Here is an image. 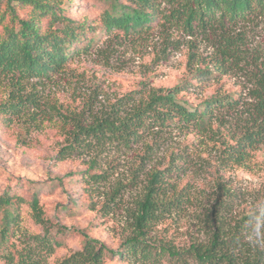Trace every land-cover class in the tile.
Returning a JSON list of instances; mask_svg holds the SVG:
<instances>
[{"label": "rangeland", "instance_id": "rangeland-1", "mask_svg": "<svg viewBox=\"0 0 264 264\" xmlns=\"http://www.w3.org/2000/svg\"><path fill=\"white\" fill-rule=\"evenodd\" d=\"M157 1L160 9H169L161 0ZM63 5L68 17L86 26L75 46L79 52L68 65L71 76L62 73L50 80L30 79L14 87L9 76L0 74V196L9 193L27 198L32 186L29 182L35 183L33 187L40 189L44 214L52 222L50 235L61 243L51 257L38 251L26 259L28 264H53L60 256L80 250L82 234L114 252L120 250L131 229L135 202L152 171L170 173L167 181H174L183 197L180 207L166 213L147 233L148 243L180 251L193 242L206 243L207 230L212 225L211 211L227 201L230 206L216 208L217 214L220 212L230 224L244 215L250 216L253 228L248 239H254L263 248L264 145L254 153L250 170L219 171L220 144L215 137L210 136L209 141L196 131L168 128L128 149L114 144L85 150L66 148L71 140L58 130L59 122L45 120L51 115L46 112L47 106L80 112L85 102L91 100L99 112L109 110L130 93L135 97L133 103H138L149 89L181 85L186 88L185 98L193 105L218 90L236 93L244 101H250L247 74L253 71L251 62H242L216 78L199 79L192 76L195 64L203 68L217 60L216 37L197 30L189 34L181 24L157 27L141 37L114 36L101 27L99 19L106 8L102 1L64 0ZM229 32L242 36L241 46L249 55H264V21L260 18L242 20L231 26ZM189 65H194L193 69ZM11 94L35 100L40 108L28 105L16 115L1 110ZM33 115L36 122L30 120ZM225 117L227 132L239 134L234 124L237 121ZM170 155L179 158L177 163L184 166V175L168 168ZM225 189L232 193L223 194ZM18 222L19 228L8 237V243L0 246V264H10L11 258L15 264L19 255L31 246V237L43 235L26 205H21ZM57 227L65 231L58 233ZM104 262L133 264L108 255Z\"/></svg>", "mask_w": 264, "mask_h": 264}, {"label": "trees", "instance_id": "trees-1", "mask_svg": "<svg viewBox=\"0 0 264 264\" xmlns=\"http://www.w3.org/2000/svg\"><path fill=\"white\" fill-rule=\"evenodd\" d=\"M100 1L106 4L99 19L101 27L105 33H114V36L141 37L157 27L181 24L189 34L197 30L216 37L217 60L203 68L195 64L192 76L216 78L242 62L250 61L253 67L247 74L251 84L247 93L250 101H244L236 93L218 90L193 105L185 98L186 88L181 85L172 89H149L138 103H133L135 97L130 93L113 103L109 110L99 112L91 100L85 102L80 112L62 106H47L46 112L51 115L45 120L58 121V130L71 140L66 148L75 146L89 150L93 146L115 144L128 149L142 144L151 134L172 128L187 133L196 131L209 141L210 136L215 137L220 144L217 151L219 171L253 168L254 153L264 145V55H249L241 46L244 43L242 36L231 34L229 28L252 17L264 21V0H161L169 6L163 10L157 0ZM63 3L64 0H0V74L9 76L14 87L30 79L50 80L62 73L71 76L68 65L79 52L75 46L86 26L68 17ZM193 66L188 68L193 69ZM28 105L40 108L35 100L11 94L1 110L16 115ZM34 116L30 120L36 122ZM225 116L237 121L234 124L239 134L227 132ZM146 150H149L148 145ZM145 156L146 153L141 161ZM178 159L170 155L168 168L184 175V166L177 163ZM168 175H162L160 171L148 175L147 184L131 214L130 232L120 250L114 252L82 234V248L60 256L53 264H105L106 255L133 264H264V247L261 248L254 239H248L251 236L249 230L253 228L252 218L244 215L230 224L220 212L217 214L216 208L230 206L227 201L212 209V225L207 230L206 243L193 242L182 251L148 243L147 233L166 213L181 205V190L177 191L174 181H167ZM29 185L32 186L27 198L9 193L0 196V246H5L8 237L19 228L21 205H26L33 223L43 230V235L31 237V246L19 255L15 264H28L27 260L38 251L51 257L61 248V243L50 235L52 222L45 216L40 203V189L33 187L36 185L33 182ZM222 193L232 192L225 189ZM64 231L57 227L58 233ZM9 262L13 264L14 259Z\"/></svg>", "mask_w": 264, "mask_h": 264}]
</instances>
